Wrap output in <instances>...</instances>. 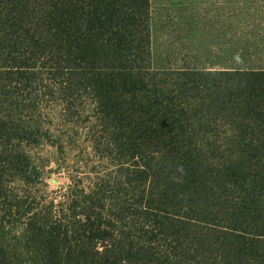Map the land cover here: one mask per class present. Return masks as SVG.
<instances>
[{
	"label": "trees",
	"instance_id": "obj_1",
	"mask_svg": "<svg viewBox=\"0 0 264 264\" xmlns=\"http://www.w3.org/2000/svg\"><path fill=\"white\" fill-rule=\"evenodd\" d=\"M49 6L38 25L17 19L21 32L0 70L20 82L44 65L60 85L89 91L108 145L123 158V185L133 198L104 197L103 188L102 199L89 196L90 211L68 216L82 215L76 229L67 218L29 212L21 250L27 259L0 249V264H264V71H182L166 85L150 68L149 0H50ZM19 130L0 119V169L11 142L25 138ZM151 144L183 155L177 175L183 181L156 180L145 157ZM206 150L239 151L217 170L219 190L232 195L220 213L182 216L180 208L195 196L213 192L208 178L197 185L188 168L190 155ZM91 210L102 211V222ZM123 221L119 246L111 234ZM196 221L207 232L183 224ZM76 231L91 245H74Z\"/></svg>",
	"mask_w": 264,
	"mask_h": 264
},
{
	"label": "rangeland",
	"instance_id": "obj_2",
	"mask_svg": "<svg viewBox=\"0 0 264 264\" xmlns=\"http://www.w3.org/2000/svg\"><path fill=\"white\" fill-rule=\"evenodd\" d=\"M49 1L0 0V37L5 38L0 42V66L9 61L7 53L14 51L10 41L21 32L17 19L24 25H38L42 12L50 7ZM149 1L150 68L161 74L159 79L166 85L182 71L229 72L226 70L257 65L251 64L259 62L250 59L252 54L264 55V0ZM39 68L20 82L14 72L0 70V119L25 136L23 141L11 142L10 152L2 155L7 159L0 169V249L19 252L17 259L21 261L27 259L21 250L26 242L24 225L32 215L29 212L53 221L61 216L68 224L73 221L68 216L90 211L89 196L93 194V201L102 199L103 188L104 197L133 198L123 185V158L108 145L110 138L100 126L92 95L80 87L60 85L52 70L44 65ZM160 147L151 144L145 154L153 168L151 174L157 181H170L175 186L176 181L184 180L177 176L179 169H184L183 155ZM238 152L206 150L202 155H190L193 160L188 168L198 175L197 185L207 181L213 192L195 196L180 208L182 216L200 218L202 213L216 214L225 209L226 196L232 194L219 190L217 170L228 165L226 160L238 156ZM93 211L100 214L102 222V211ZM81 216L73 221L74 229ZM183 224L189 232H207L198 221ZM123 225L124 221L117 225V236L116 232L111 234L119 246L123 245L119 236L125 230ZM79 235L82 232L76 231L74 245H91ZM104 245L98 243L100 251ZM199 261L185 259L180 264H201Z\"/></svg>",
	"mask_w": 264,
	"mask_h": 264
},
{
	"label": "crops",
	"instance_id": "obj_3",
	"mask_svg": "<svg viewBox=\"0 0 264 264\" xmlns=\"http://www.w3.org/2000/svg\"><path fill=\"white\" fill-rule=\"evenodd\" d=\"M254 49L255 48H252V50ZM250 57L251 60L253 58L259 61V62H251V64H257V65H245V66H240L239 69H227L226 71H244V72L264 71V55L252 54Z\"/></svg>",
	"mask_w": 264,
	"mask_h": 264
}]
</instances>
